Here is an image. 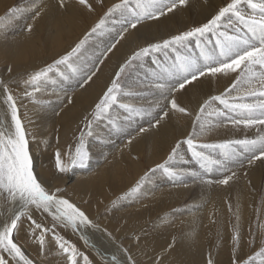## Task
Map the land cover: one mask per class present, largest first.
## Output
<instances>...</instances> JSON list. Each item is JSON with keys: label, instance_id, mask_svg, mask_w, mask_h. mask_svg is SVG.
I'll list each match as a JSON object with an SVG mask.
<instances>
[{"label": "bare ground", "instance_id": "bare-ground-1", "mask_svg": "<svg viewBox=\"0 0 264 264\" xmlns=\"http://www.w3.org/2000/svg\"><path fill=\"white\" fill-rule=\"evenodd\" d=\"M226 1L186 0L184 5L178 4L176 9L166 12L163 16L143 19L136 28L128 27L126 23L131 19V13L117 11L118 19L114 20L115 22L112 19V30L105 28L108 33H89L82 52L70 61L72 67L78 71L72 73L70 68L62 66L59 72H63L68 78L63 79L56 74L57 77H53L49 84L43 86L41 92L52 94L50 96L56 97L57 100L43 107L28 104L30 109H40L37 111V119L30 116L33 121L31 125L34 126V138L29 137V148L34 171L49 190L67 186V183L72 182L68 189L74 196L70 197V194L63 197L80 208L91 220V224L81 226L79 232L89 246L94 247L93 250L105 256L104 259L108 257L112 260L115 256L118 264H141L138 262L139 258H144L143 264H261V260H264V257H256L254 262L245 259L251 250L248 243L257 245L261 242L263 234L262 222L257 226L256 233H251V219L259 196L262 198L261 208L264 209V157L254 159L249 164L252 153L248 152H243L228 164L236 173L228 185L217 182L223 179V175L217 171L204 177V180L213 181L209 184L190 175L192 171L200 172L201 169L187 145L181 144L174 157V164L172 163L169 169L153 171L149 176L142 192L139 193L141 199L135 200L138 203L137 210L128 214L121 210L124 207H111L112 211L100 218V225L92 222L95 215L102 211L104 200L114 193L113 184L124 179L122 173L129 174L134 171L136 176L133 183H136L139 176L136 171L144 169L145 164L154 166L162 163L170 154L171 147L179 142V139L184 141L183 139L192 133L193 122L203 102L209 96L219 95L228 88L233 81L232 76L205 75L186 84L184 89H179L178 85L182 82L180 76L166 71L175 64L167 54L169 51L157 57H145L131 71L125 73L122 82L125 86L124 92L132 95L125 96L121 102L148 111L126 119L129 114L119 107H114L108 119H102L91 127L88 147L91 157L85 167H70L67 172H60L55 163L57 150L62 159L69 158L75 134L85 118L92 114L95 105L127 58L139 47L177 35L192 25L208 20ZM8 2L10 3L9 0H0V14L11 5H7ZM91 2L97 3L96 9L104 7L101 0ZM114 2L116 0H105V6ZM26 3L29 4H25L15 17L9 19L6 26H0V30H10L9 35L5 33L1 37L2 33L0 38L8 41L12 39V45L5 47L6 56L10 59L7 66H0L1 77L8 75L7 69L11 70L10 73L14 72L10 77L27 70L35 71L42 67L49 57H58L62 52H67L70 44L87 31H91L88 30L87 22L92 23L96 18L95 14L90 19L83 18L82 14L88 9H93V6L90 4L91 8H88L78 0H64L63 4L61 0H32ZM28 25L32 26L31 30ZM125 27L128 29L126 32L123 31ZM215 39V35H210L207 44H191L189 58L203 63L202 48L211 51ZM93 72L95 75H92ZM89 75L92 76L91 80H87ZM7 77L9 81V76ZM14 78L16 77H11V80ZM53 80L55 83H52ZM160 83L166 88L176 90L171 94H162L161 90L155 87ZM172 98H175L179 106L187 109V112L181 113L172 109ZM17 105L23 121L24 112L18 101ZM217 107L220 106L213 104L207 111L212 112ZM164 112L168 115L165 116ZM8 118L6 107L0 103V120ZM207 124L212 125L210 130L203 134L198 132L196 137H205L209 143L251 139L254 134L264 135V128L260 126H237L229 120L215 116L209 117ZM141 128L145 131H140ZM237 152L240 153L241 148H237ZM210 154L215 159L221 158L219 150ZM255 155L259 156V152ZM170 172L177 175L172 176ZM117 189L118 187L114 190ZM189 195L192 198V207L180 211L172 210L174 204H178L179 200L189 199ZM112 196L114 195H111V198ZM151 209L161 212L162 219H157L158 226L148 231L142 229L141 225L146 224L150 218ZM262 213L264 214L263 210L259 213L260 216ZM234 217L240 235L237 250H240L241 254V248L245 249L238 258L232 240ZM218 219L221 230L210 238L209 229L214 220L218 223ZM205 232L209 239L206 238ZM219 236L221 240L215 243ZM14 239L34 264H39L38 260L31 257V250L24 246L16 235Z\"/></svg>", "mask_w": 264, "mask_h": 264}, {"label": "snow or ice", "instance_id": "snow-or-ice-1", "mask_svg": "<svg viewBox=\"0 0 264 264\" xmlns=\"http://www.w3.org/2000/svg\"><path fill=\"white\" fill-rule=\"evenodd\" d=\"M63 2L64 0H61V4ZM79 3L91 8L88 0H79ZM185 3L186 0H134V2L133 0H118L108 9L105 17H102L91 29V32L103 31L106 18L116 11L131 13V19L126 23L128 27L136 28L143 19L158 18L176 9L178 4L184 5ZM19 11L20 9L13 8L7 16L0 17V26H6V22L15 17ZM37 15H39L38 12ZM27 27L31 30L32 26ZM127 30V27L123 29L125 32ZM213 34L216 37L213 49L208 51L202 48L203 63L187 57H179L177 62L166 71L182 78V82L178 85L179 89H184L186 84L205 75L232 76L233 81L219 95L209 96L203 102L193 122L192 133L186 141L179 142L176 148L172 149L169 160L173 159L181 144L186 143L201 169L200 172L192 171L190 175L204 180L205 176L217 171L223 175V179L217 182L228 185L236 175L228 164L235 161L238 155H242L243 152L252 153L249 164L254 159L264 157V135H258L255 139L226 140L220 143H198L196 140L198 132L203 134L210 130L212 125L207 124V121L212 116L229 120L237 126L264 128V0H230L225 6L220 7L207 22L173 35L162 42L149 44L133 53L129 60L120 66L111 85L95 105L92 120H89L85 126L89 129L87 135H91L93 120L108 119L114 107L125 110L129 114L126 119L148 111V109L121 102L125 96L132 95V93L124 92L125 86L120 82L121 74H124L126 69L131 71L145 57L155 56L167 49L186 47L192 40L198 43L203 41L207 44L208 37ZM85 40L77 44L72 52L55 61L53 65L32 73L24 82L26 89L31 87L32 91L25 90L24 95L38 102L35 101V93L39 92L41 86L51 79L49 74H58L63 79H67L68 77L63 72L58 71L61 65L70 68L72 73L77 72L78 70L72 67L70 61L84 45ZM92 75H95V72ZM91 79L92 76L89 75L87 80ZM52 83L55 81L53 80ZM155 87L160 89L162 94H171L176 90L166 88L162 83L156 84ZM0 97H2L0 103L6 107L9 117L7 120H0V200L11 205L10 215L0 220V264H8L2 254L11 258L14 264H34V261L25 254L21 245L14 239V235L19 233L20 224L23 223L22 218L31 221L30 227L33 233L36 229L42 228L41 224L32 219L33 209L41 213H49L54 221L62 223L65 227L70 226L73 230H79L81 226L91 224V220L80 208L60 195V189L50 191L38 178L30 153L29 134L20 117L16 98L3 80H0ZM170 104L174 110L181 113L187 112V109L177 104L175 98L171 99ZM213 104H218L220 107L208 112L207 109ZM164 115L167 116L168 113L164 112ZM156 123L158 124L159 120ZM140 131H145V129L141 128ZM85 134L81 132L79 144L70 156L68 164L64 162L57 150L55 163L60 172H67L70 167L86 166L89 153L84 142ZM237 148H241L240 153L237 152ZM216 150H220V159H215L210 154ZM257 152L259 156L255 155ZM158 167L164 166L159 165ZM170 175L177 174L170 172ZM204 182L213 183L211 180H204ZM55 227L56 225L53 224V229ZM51 230L43 228L40 235L36 237L41 247L46 243L45 234ZM233 239L239 241L238 231L235 232ZM56 243L59 249L67 254L68 264H77L78 255L82 257L84 264H90L88 257L79 254L75 245L65 241L63 237L57 236ZM256 257H264V248L256 253ZM112 260L113 264H118L115 256ZM249 260L254 262L255 257H249ZM261 264H264V260H261Z\"/></svg>", "mask_w": 264, "mask_h": 264}, {"label": "rangeland", "instance_id": "rangeland-1", "mask_svg": "<svg viewBox=\"0 0 264 264\" xmlns=\"http://www.w3.org/2000/svg\"><path fill=\"white\" fill-rule=\"evenodd\" d=\"M9 1H10V3L8 2L7 5H10V4L11 5L4 9L5 11L0 14V17L7 16L9 14L10 10H12L13 8H18V9L21 10L24 7L25 4H29V3H26V1H32V0H9ZM91 1L92 0H88V3L93 6L92 7L93 9H88L85 13L82 14V17L85 18V19H90L92 16H94V14L96 16V18L94 19V21L92 23L91 22H87L89 24L88 30H91L102 17H105V14L108 12V9L111 8L114 4H116L118 2V0H116V2H114L113 4L105 6L106 5L105 4V0H101V4L104 6L103 9H96L97 8V3H92ZM226 2L228 3L229 1L227 0ZM226 2L222 3L220 5V7L225 6ZM117 13L118 12L116 11V12L110 14L105 20V23L107 22V25H104L103 31L97 30V33H100V32L108 33L107 29L112 30L110 28V27H112V19H113V22H115L118 19ZM205 22H207V20L202 21L199 24L192 25V27L193 26L194 27L195 26H199V25H201V24H203ZM115 24L116 23H114V26H115ZM192 27L188 28L187 30L191 29ZM105 28H107V29L105 30ZM0 31H1L0 35L3 33V35L1 37H3L5 35V33L9 35V32H10V30H0ZM89 33H91V31H87L85 35L80 37L81 39L78 38L75 41L76 43L73 42L72 44H70L71 47H69L67 52H64V53L62 52V54L60 53L61 55L59 54L60 56H58V57H49L47 59V61L44 62L45 64L42 65V67H39L35 71L34 70H27L26 72H19V74L16 73V75L11 76V77L15 76L16 78L11 80L10 75H12L14 72L12 71L13 73H10L11 70L7 69V74L8 75L3 76V77L0 76V80H3V81L7 80L6 81L7 85H9L8 88L11 90L12 94L16 98V101L19 102V106L23 110L22 112H24L23 115H22L23 116V122H24L25 128H26V130H27V132L29 134V137L34 138L33 135H32L33 132H34V126L31 125V123H33L31 118L34 117L35 119H37V111H39L40 109H36V107H33L34 109H30V106H28V104L29 105H36L38 107H41V106L43 107V106H46V104H49V103H52V102L56 101L57 99H56V97H51L50 95H52V94H49V93H46V92H41L43 86H45L46 84H49L50 80L48 82H46L44 85L41 86V90L39 92L35 93V101H38V102H34L31 97H27V96L24 95L25 90H27L29 92L32 91L31 87H28L26 89V85H25L24 82L29 78V76L32 73H34L36 71H39L41 69H44V68H46L49 65H53L55 61L59 60L61 57L65 56L66 54L72 52V50L77 46V44H79L82 40H85L86 36L87 37L90 36ZM180 33H182V32H180ZM180 33H177V34H180ZM114 34H116V33H114ZM114 34H113V36H114ZM110 37H112V36H110ZM168 38H170V37H168ZM168 38H165V39H168ZM165 39H163V40H165ZM11 40L12 39H10L8 41V39H1L0 38V66H7V64L9 62L8 60L10 58H8L6 56L5 52H7V49L5 47H8L9 45H12L11 44L12 43ZM163 40L155 41L153 43L162 42ZM85 42H86V40H85ZM150 44H152V43H150ZM191 44L202 46V44H204V42L201 41V42L198 43L195 40H192L186 47H179V48H176V49H167V50H165L166 52L165 51L164 52L167 53L169 51L167 53L169 55V58L173 59L174 63H176L177 59L179 57H185L186 56L187 58H189L188 54H189V51H190V45ZM146 46L147 45H145L143 47H146ZM143 47H139L136 51H138L140 48H143ZM82 48H83V46L76 53V55L78 53L82 52V50H81ZM206 49L208 50V48H206ZM181 51H182V54H181ZM2 53H4V54H2ZM162 53L163 52L157 53L154 57H157L159 54H162ZM170 53H172V54H170ZM76 55H74L72 57V60L74 59V57H76ZM163 55H164V53H163ZM129 58H127L126 61L129 60ZM72 60H71V62H72ZM62 66L63 65H61L59 67L58 71H60V68ZM127 71L128 70L126 69L125 73ZM125 73L121 74V77H120L121 84L123 82V79L125 78ZM49 75H50L51 79L53 77H57L56 74H49ZM7 76H9V81L7 79L8 78ZM181 80H182V78H181ZM21 94H23V95H21ZM136 107H138V106H136ZM93 113H94V111L92 112V114L89 117L88 116L86 117L87 119L85 118L84 123L82 124V126H80V129L75 134L74 139H73V141L71 143V149H70L69 158H66L65 159L66 161L63 159L65 162H67V164H68V161L70 159V156L74 153L75 148L79 144L80 135H81L82 131L86 133L85 136H84V142H85L87 151L89 153V158L87 160V162H89L91 154H90V151H89L88 147H89V141L91 139V135H87L89 129L86 128L85 126L87 125L89 120H92ZM30 116H31V118H30ZM100 122H101V120H99V121L93 120L92 125H94L96 123H100ZM90 131H91V129H90ZM91 134H92V132H91ZM35 135L38 137V133H36ZM189 135L183 140L186 141V139L189 137ZM45 137H46V135L43 136V138H45ZM256 137H257V134L256 135L254 134L250 138L251 139L252 138L255 139ZM196 140H197L198 143H209L206 140L205 137H196ZM178 141L181 142L180 139ZM179 142H177L175 145H173L171 147L170 154L168 155V157L162 163H159L158 165H154V166H148V165L145 164V168L144 169H141V170L139 169V172L136 171V174L137 175L139 174L137 180L135 181L136 183H133L134 177L136 176L134 171H131L129 174H123L122 173L124 179H122L121 181H118V183H116L117 185L113 184L114 189H116L118 187L117 190H119V192L117 190H114V189L112 190L116 194L112 193L111 195H114V196H112L113 198H111V195H109L110 196L109 199L104 200V206L102 208V211H99L97 213V215H95V217H94V219L92 221L93 224L100 225L101 224L100 218L103 217L105 215V213L109 214L112 211L111 207L112 208L124 207V209H121V210L124 211L125 213H128V214H130V212H132V211H135V209L137 210L138 208L136 206L138 205V203H136L135 200L138 201L139 199H141V196H139V193L142 192L141 190H142L143 186L145 185L146 181L149 179V176L151 175V173H153V171L155 172V171L160 170L162 168L169 169L171 167V165L174 164V160H175L174 157H176L177 152H176V154H175V156L173 157L172 160H169V156L172 155V149L176 148V146H177V144ZM212 143H217V142H212ZM218 143H220V142H218ZM184 144L187 145L186 143H184ZM219 152H220V150H219ZM159 165H163L164 167H158ZM76 167H79V166H76ZM73 168H75V167H73ZM71 184H72V182L71 183H67V186L63 185L64 187L60 186V188H56V189H60L61 190L60 193H59L60 195L62 194V196H67V195L71 194L70 195V197H71V196H74L73 192L70 189H68V185H71ZM138 185H139V187L137 188ZM120 188H121V190H120ZM56 189H52L50 191H55ZM134 189H136V190L134 191ZM230 197L232 199H234L233 195H231ZM134 198H136V199H134ZM137 198H139V199H137ZM191 199L192 198L189 195V199L179 200L178 204H174L172 206V210L180 211V210L189 209L193 205ZM120 202H122L124 204H122ZM132 202H133V205H132ZM116 203L119 206H117ZM261 203H262V198H261V196H259L258 199L256 200V207L257 208H255L253 210L254 216H252L253 218L251 219V221H252V223H251V233H256L257 226L262 222L263 223V234L261 236V240H260L261 242L258 243L257 245L254 244L253 242L248 243L250 245V246H248V248H249V250L250 249L251 250L247 254L245 259L247 261H249V262H250L249 257H255L256 258V253H258L261 250V248H264V214L262 213L261 216L259 214L262 210L264 211V209L261 208ZM126 205H129V206L126 207ZM10 209H11V205L5 204L2 200H0V220H3L7 216H9V214H10L9 210ZM132 209H134V210H132ZM125 210H127V211H125ZM128 210H130V211H128ZM232 210H234V208ZM32 211H33L32 212V219L35 220L37 223L41 224L42 228L36 229L35 233H33L32 228L30 227L31 221L28 220L27 218H22L23 223L20 224L19 233H18V235H16V237L19 238V240L22 242V244L24 246H26L27 248H29L31 250V253H32L31 257L34 260H36V261L38 260L37 262L39 264H68L67 254L63 253L59 249L58 244L56 243V237L57 236L63 237L65 241L70 242L71 244L75 245V247L77 248L79 254H82V255H85V256L88 257V259L90 261V264H113V261L110 258L108 259V257H107V258L104 259L105 256H102L100 253H98L97 250H95V249L93 250L94 247L89 246L90 244L87 242L85 237L83 235H81L79 230H73L70 226L65 227L62 223H60L58 221H54L52 215H50L49 213H46V212L45 213H41V212H39V211H37L35 209H33ZM152 211H154L155 213H152ZM237 211H238V209H237ZM101 212L103 213V215H102ZM150 214H151V215H149L150 218L148 219L146 224L141 225L142 229L145 228L148 231L149 230L150 231L154 230V228L158 226V223H159L158 221H161V219H162V218H160L161 217L160 216L161 212L157 211L156 209H151L150 210ZM154 214L157 215V216L155 217ZM239 216H240V213L237 215V219H239ZM107 217L108 216H106V218ZM157 217H159L160 219L157 218ZM98 218H99V220H98ZM106 218L104 217V219H106ZM157 219H158V221H156ZM217 222L218 223H216V221L214 220V222L212 224L213 226L209 229V237L210 238H213V236L216 235L221 230L220 220L218 219ZM152 223H154V224H152ZM233 223H234V232H233V237H234L235 232L237 231L236 224H235L236 223V218L235 217H234ZM53 224L56 225V227L54 229H53ZM214 225H216V226L214 227ZM43 228H48V229H52V230L45 234L46 243H45V245L43 247H41L40 244L38 243L36 237H38L40 235V233L43 230ZM109 232H110V234L112 233L111 231H109ZM204 234H205L206 238L209 239L208 238V234L206 232ZM111 235L114 236L113 233ZM239 237H240V235H239ZM220 238H221L220 236H219V238H216L215 243L218 240L220 241L221 240ZM252 239H253V236H252ZM232 240L234 241V242L232 241L233 245H234V250L239 249L238 248L239 247L238 242L235 241L233 238H232ZM253 241H254V239H253ZM123 246H121V247L123 248ZM244 250H245L244 248H241V254H240V250H237L236 257L238 258V257L242 256ZM246 251H248V250H246ZM2 255H4L5 259L8 261V264H14V262L11 260V258L7 257L6 254H2ZM107 259H108V261H107ZM138 262L141 263V264L145 263L144 258H139ZM77 264H84V261H83V259H82V257L80 255H78V257H77Z\"/></svg>", "mask_w": 264, "mask_h": 264}]
</instances>
